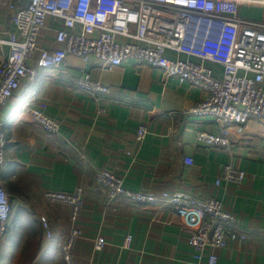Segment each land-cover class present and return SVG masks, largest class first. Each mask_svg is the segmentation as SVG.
Listing matches in <instances>:
<instances>
[{
	"label": "crops",
	"instance_id": "crops-1",
	"mask_svg": "<svg viewBox=\"0 0 264 264\" xmlns=\"http://www.w3.org/2000/svg\"><path fill=\"white\" fill-rule=\"evenodd\" d=\"M14 2L23 7L29 0ZM240 12L260 18L263 11L241 7ZM12 14L0 4V59L9 53L4 41L15 31ZM59 24L51 16L45 19L41 46H56ZM214 69L219 76L221 67ZM82 74L108 86L110 94L97 98L77 89L73 79ZM203 96L198 87L132 59L104 70L68 56L55 74L39 69L35 79H22L0 108L6 140L0 183L11 204L0 264H66L59 245L73 227L81 236L73 246L71 264H205L195 257L188 241L191 229L179 213L171 206L110 199L94 180L98 169L118 174L134 191H184L220 200L236 215L241 236L213 250L217 264H264V119L252 118L220 131L212 117L188 112ZM29 99L58 121L56 132L29 120L22 107ZM141 123L148 132L138 142L135 131ZM202 130L225 135L229 145L201 143L196 134ZM187 156L193 159L191 165L184 162ZM227 163L244 171L240 183L221 178ZM76 187L82 189L83 199L76 221L67 204L43 197L45 190L71 192ZM41 216L49 222V238ZM98 236L105 241L100 250L94 249Z\"/></svg>",
	"mask_w": 264,
	"mask_h": 264
},
{
	"label": "built area",
	"instance_id": "built-area-1",
	"mask_svg": "<svg viewBox=\"0 0 264 264\" xmlns=\"http://www.w3.org/2000/svg\"><path fill=\"white\" fill-rule=\"evenodd\" d=\"M0 4L13 11L15 29L4 41L9 53L0 59V108L22 79H35L39 69L55 74L67 57L73 56L104 70L132 59L198 87L204 96L188 112L212 117L220 131L252 118L264 119V0H29L23 7H16L14 0H0ZM241 7H257L263 12L260 18H251L241 14ZM48 16L60 20L55 28V47L39 44ZM167 52L176 56L170 57ZM216 65L222 69L219 76L215 74ZM73 83L97 98L111 92L88 74L75 77ZM30 102L22 103L29 120L56 132L58 121ZM147 132V126L139 124L135 139L141 142ZM196 137L209 146L229 145L228 138L219 132L202 130ZM5 145L0 130V166L5 160ZM184 162L191 165L193 159L187 156ZM221 178L240 183L244 171L227 163ZM94 180L110 199L171 206L190 227L189 244L195 257L205 264H217L213 250L241 236L235 227L236 215L218 199L184 191H134L108 169H98ZM43 197L48 202L67 204L72 221L78 219L83 206L80 187L71 192L45 190ZM10 212L9 196L0 183V251L10 225ZM40 221L44 235L51 237L48 220L41 216ZM80 236V229L73 227L60 243V255L66 264L72 263V249ZM129 240L127 236L126 244ZM104 243L103 237H96L94 249H102Z\"/></svg>",
	"mask_w": 264,
	"mask_h": 264
},
{
	"label": "trees",
	"instance_id": "trees-1",
	"mask_svg": "<svg viewBox=\"0 0 264 264\" xmlns=\"http://www.w3.org/2000/svg\"><path fill=\"white\" fill-rule=\"evenodd\" d=\"M18 218H19V217L16 216L15 220L17 221ZM31 219H33V218L31 217ZM15 220H14V221H15ZM39 220H40V219H39ZM40 223H41V221H40ZM10 225H11V223H10ZM10 225H9L8 229L6 230L5 235L7 234L8 230H9V228H10ZM4 237H5V236H4Z\"/></svg>",
	"mask_w": 264,
	"mask_h": 264
},
{
	"label": "rangeland",
	"instance_id": "rangeland-1",
	"mask_svg": "<svg viewBox=\"0 0 264 264\" xmlns=\"http://www.w3.org/2000/svg\"><path fill=\"white\" fill-rule=\"evenodd\" d=\"M13 200V202L16 204L17 203V199H12ZM17 251V250H16ZM16 251L13 253V254H17L16 253ZM2 255H3V253H2Z\"/></svg>",
	"mask_w": 264,
	"mask_h": 264
}]
</instances>
